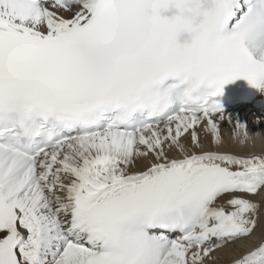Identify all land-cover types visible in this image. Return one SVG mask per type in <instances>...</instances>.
<instances>
[{"label":"snow or ice","instance_id":"1","mask_svg":"<svg viewBox=\"0 0 264 264\" xmlns=\"http://www.w3.org/2000/svg\"><path fill=\"white\" fill-rule=\"evenodd\" d=\"M264 0H0V264H264ZM232 139L260 152L223 151Z\"/></svg>","mask_w":264,"mask_h":264},{"label":"bare ground","instance_id":"2","mask_svg":"<svg viewBox=\"0 0 264 264\" xmlns=\"http://www.w3.org/2000/svg\"><path fill=\"white\" fill-rule=\"evenodd\" d=\"M230 117L234 118L233 122L243 123L247 126L250 132L264 133V107L255 108L252 104H244L239 107L230 108L225 111ZM221 124L225 126L223 128V136L225 139V144L223 146V151L235 153L238 155H248L250 152H260L261 151V141L257 139L256 146L252 147H242L236 143L231 136V130L229 127L231 125L227 121H221ZM259 237V232H257L256 238L247 242L244 246L232 245L228 248L217 252L216 255L219 257L217 264H230V261L242 251L246 250L247 246L256 242Z\"/></svg>","mask_w":264,"mask_h":264}]
</instances>
